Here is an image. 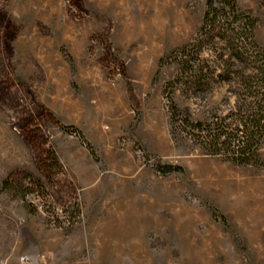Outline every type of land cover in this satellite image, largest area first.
I'll return each mask as SVG.
<instances>
[{
    "label": "rangeland",
    "instance_id": "obj_1",
    "mask_svg": "<svg viewBox=\"0 0 264 264\" xmlns=\"http://www.w3.org/2000/svg\"><path fill=\"white\" fill-rule=\"evenodd\" d=\"M206 2L0 0V264H264V165L171 130L161 60ZM238 5L264 46V0ZM172 96L195 121L237 102L225 82Z\"/></svg>",
    "mask_w": 264,
    "mask_h": 264
},
{
    "label": "trees",
    "instance_id": "obj_2",
    "mask_svg": "<svg viewBox=\"0 0 264 264\" xmlns=\"http://www.w3.org/2000/svg\"><path fill=\"white\" fill-rule=\"evenodd\" d=\"M257 24L258 18L250 11H242L238 0H207L195 37L161 60L177 68L165 89L170 100L172 133L196 137L204 152L244 166L264 165L260 153L264 142V46L255 37ZM206 50L216 59L204 58ZM221 82L231 85L237 102L231 113L217 121H195L172 96L177 89L209 93ZM155 167L162 174L184 171L180 164L161 161ZM211 211L226 224L218 208L211 206Z\"/></svg>",
    "mask_w": 264,
    "mask_h": 264
}]
</instances>
